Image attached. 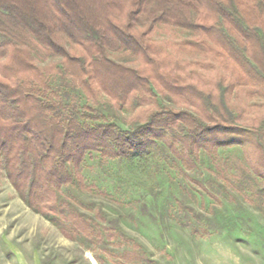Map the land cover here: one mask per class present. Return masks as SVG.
I'll return each mask as SVG.
<instances>
[{"label":"trees","instance_id":"trees-1","mask_svg":"<svg viewBox=\"0 0 264 264\" xmlns=\"http://www.w3.org/2000/svg\"><path fill=\"white\" fill-rule=\"evenodd\" d=\"M160 27L191 37L170 53L154 39ZM0 37V165L64 237L117 238L115 226H96L60 197L68 186L96 190L81 172L92 154L131 163L162 146L192 169L201 150L240 146L264 176V121L241 124L233 101H264V0H0ZM202 71L215 72L211 86L199 85ZM100 94L115 110H144L142 119L129 130L109 122L93 107Z\"/></svg>","mask_w":264,"mask_h":264},{"label":"rangeland","instance_id":"rangeland-1","mask_svg":"<svg viewBox=\"0 0 264 264\" xmlns=\"http://www.w3.org/2000/svg\"><path fill=\"white\" fill-rule=\"evenodd\" d=\"M190 37L174 27L154 34L170 53ZM112 57L133 64L124 53ZM200 74L199 85L211 86L215 72ZM75 94L80 105L92 106L79 91ZM233 101L241 124L264 121L262 99ZM160 102L190 110L169 96H160ZM93 107L124 130L144 111L115 110L105 94ZM194 162L186 169L162 146L131 163L86 156L81 172L85 185L96 190L68 186L60 197L96 226L117 228L115 241L94 244L64 237L50 218L31 210L0 165V264H264V176L247 164L240 146L222 147L213 155L201 150ZM127 250L133 252L129 263L123 258Z\"/></svg>","mask_w":264,"mask_h":264}]
</instances>
